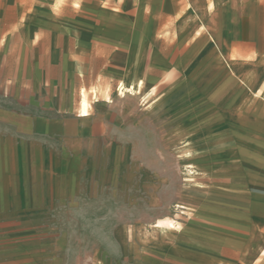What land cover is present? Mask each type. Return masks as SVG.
I'll return each mask as SVG.
<instances>
[{
	"label": "crops",
	"instance_id": "1",
	"mask_svg": "<svg viewBox=\"0 0 264 264\" xmlns=\"http://www.w3.org/2000/svg\"><path fill=\"white\" fill-rule=\"evenodd\" d=\"M138 80L156 90L150 115L191 124L195 163L226 169L225 197L260 196L258 210L207 218L246 235L264 228V0H0V209L36 217L77 201L67 176L97 166L99 136L65 123L86 117L91 87Z\"/></svg>",
	"mask_w": 264,
	"mask_h": 264
},
{
	"label": "rangeland",
	"instance_id": "2",
	"mask_svg": "<svg viewBox=\"0 0 264 264\" xmlns=\"http://www.w3.org/2000/svg\"><path fill=\"white\" fill-rule=\"evenodd\" d=\"M141 83L127 85L125 92L121 83L116 87L104 81L83 92L80 112L86 117L65 123L64 129L84 127L88 134L99 136L91 143L97 166H82L78 176H67L77 201L55 203L52 211L36 217L0 209L1 261L207 264L214 259L223 264H264V228L246 235L207 218L208 212L220 214L222 209L232 216L250 211L252 205L258 210L260 196L254 194L247 204L232 193L225 197L222 189L228 175L223 166L196 164L202 170L189 175L186 164L192 160L186 151L191 148V124L150 115L144 100L156 90L132 89ZM84 94L87 111H82ZM164 146L162 159L158 151ZM37 190L39 195L55 194L57 188ZM256 199L259 203H254ZM177 204L183 208L177 209ZM165 216L176 218L181 227L153 231L151 224Z\"/></svg>",
	"mask_w": 264,
	"mask_h": 264
},
{
	"label": "bare ground",
	"instance_id": "3",
	"mask_svg": "<svg viewBox=\"0 0 264 264\" xmlns=\"http://www.w3.org/2000/svg\"><path fill=\"white\" fill-rule=\"evenodd\" d=\"M215 4V2L213 3ZM122 90L127 92L128 91V86L125 83L121 84ZM138 85L137 86H133V90L137 91L138 89ZM131 88V87H130ZM258 94H260V92H258ZM82 111H87L88 108V100L86 98V95L84 94V98H83V102H82ZM198 151H194V150H187L186 154L187 157L192 160L190 162H188L186 164V172L189 175H193V174H197L199 171H201L202 169H200L199 166L196 165L194 160H197V158H201L202 155H198L199 153H197ZM177 209L183 208V205L181 204H177L176 205ZM189 213V212H188ZM191 214V213H190ZM183 216V215H182ZM179 219V218H178ZM185 221V220H184ZM152 230L153 231H162V230H166V229H172V228H180L181 224L180 222L174 218V217H170V216H165V217H158L152 224ZM177 230V229H176ZM138 232L140 234L145 233L143 232V230L138 228ZM166 235V234H165ZM176 235V234H175ZM181 235V234H180ZM167 236V235H166ZM166 239V238H165ZM169 239V238H168ZM121 253V252H120ZM263 253H264V249H263ZM120 257V256H119Z\"/></svg>",
	"mask_w": 264,
	"mask_h": 264
}]
</instances>
